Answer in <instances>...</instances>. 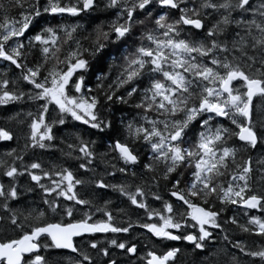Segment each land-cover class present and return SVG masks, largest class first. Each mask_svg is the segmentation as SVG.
<instances>
[{
  "label": "snow or ice",
  "instance_id": "obj_1",
  "mask_svg": "<svg viewBox=\"0 0 264 264\" xmlns=\"http://www.w3.org/2000/svg\"><path fill=\"white\" fill-rule=\"evenodd\" d=\"M8 3V8L0 4V60L14 66L18 75L9 79L7 68L0 73V107L27 101L36 105V112L8 117L25 126L22 135L0 126V141L15 140L18 145L23 141L19 150L11 147L0 156V177L7 178L0 181V264H50L42 255L50 249L76 253L80 259L74 264H95L88 250L107 258L104 264H118L110 249L137 254L135 243L115 238L129 233L133 222L117 223L109 207L112 201L99 206L80 196L78 186L83 187L85 180L70 167L54 161L48 167L39 160L25 163L29 149L53 147L54 128L66 125L69 118L122 139H113L109 151L97 153L94 140L75 134L67 151L61 149L62 155L78 161L79 170L93 173L89 183L94 189H111L143 210L149 222L137 226L152 237L185 241L194 250L207 251L193 264H220L218 253L208 251L213 240L209 229L226 231L231 224L264 238V218L249 215V210L264 212V156L253 160L249 155L264 151V0ZM109 11L114 18L97 24L87 35L80 23L63 22L65 17ZM44 17L60 21L41 25ZM110 45L120 55H112L108 71L101 67L94 85L88 86L92 62L104 60ZM115 105L138 112L131 120L121 116L116 127L115 117L105 114H112ZM233 139L240 143L230 144ZM109 152L115 154L112 159ZM98 157L104 164L102 174L93 167ZM182 169L190 172L184 187ZM117 173L123 177L120 183L104 179ZM24 176L34 186L28 192L41 190L47 210L20 204L18 181ZM161 180L171 184L168 194L180 207L163 200L158 191ZM149 198L161 202V208H151ZM227 206H237L247 218L245 223H238L235 216L221 221ZM114 207L117 215H127L125 208ZM48 211L68 219L52 222ZM95 213L102 218L93 219ZM109 233L114 237L107 241H87L88 250L74 243L76 237ZM223 241L250 258V264H264V244L247 246L228 235ZM179 251L148 250L139 260L175 264ZM225 264H240V259L232 254Z\"/></svg>",
  "mask_w": 264,
  "mask_h": 264
},
{
  "label": "trees",
  "instance_id": "obj_2",
  "mask_svg": "<svg viewBox=\"0 0 264 264\" xmlns=\"http://www.w3.org/2000/svg\"><path fill=\"white\" fill-rule=\"evenodd\" d=\"M46 0H41V3H45ZM0 4H3L5 8L9 7L8 0H0ZM15 15V10L11 13ZM3 15V12H0V16ZM114 16L112 12H93L90 15L84 14L80 18H72V17H65L63 22L64 23H80L83 27V34L87 35L97 24L101 22H107L113 19ZM51 22L55 24L60 21L59 17L51 18V17H44L40 20V24L43 25L45 22ZM38 30V29H37ZM31 33H29L30 35ZM106 51V57L102 60L99 64L96 61H93V67L89 70L86 75V84L88 86H93L95 83L96 73L102 67L105 72L108 71V64L113 63L111 56L116 55L119 56L120 53L115 51L114 46H109ZM7 68L8 77L9 79H15L18 75V70L14 68V66H8V63L5 61L0 60V73H3ZM28 86H25V90H27ZM28 111H32L34 114L36 112V105L31 102H21L15 105H11L8 107H0V126L7 128L8 130L12 131L14 134L22 135L23 131L25 130V126L18 125L15 121H11L8 119L9 116L15 115L16 112H21L22 114H26ZM138 110L134 108H129L125 105H115L112 114H108V118L112 119L113 116L115 117V124L116 127H120V118L121 116L126 117L128 120H131L136 114ZM225 126H229V122L227 120L221 121ZM234 128V126H232ZM54 133L56 139L53 141V147L48 150H41V149H29L28 152L25 154L24 160L25 163L39 160L45 167L49 166L50 162H55L56 164L64 167H70L77 178L85 180V185L83 187L78 186V193L80 196L86 199H92L96 205L103 206L105 200L112 201V205L109 207L112 208L114 215H116V222L122 223L127 221L133 222V227L129 230V233H120L115 234V238H118L121 241L135 243L137 245V254L135 256L125 255L121 250L118 249H110V255L117 259L118 264H141L139 257L145 255L148 250L157 251L160 253L161 251L167 250L168 247H176L180 249L176 258L175 264H193V261H200L207 255V251H200L194 250L193 246L185 241H164L161 242L157 240L155 237H152L150 233L146 231V229L140 228L137 226L139 222H149L147 221L146 215L143 213V210L135 209L133 206L127 203L125 198L120 197L118 192H114L111 189L107 190H100L94 189V186L89 183L90 178L93 176L91 172H84L83 170L78 169V161L75 159H68L64 155H62L61 149L67 151L66 144L69 142H74L73 137L75 134H82L84 139L86 140H94L95 143V151L97 153H104L109 151L108 145L112 143V140L117 137L115 133L110 131H106L104 133H98L95 130L88 129L86 126L80 124L79 122L67 121L66 125H58L54 128ZM61 140L64 143H61ZM23 141L20 142V145L17 142H3L0 141V156L8 151L11 147H16L19 150V147L22 145ZM239 141L233 139L230 141V144H239ZM141 161H145V156L143 155L144 150L140 149ZM114 153L109 152V159L114 157ZM253 157V160L264 156V151L257 149L249 153ZM11 162V161H9ZM117 163V166H121L120 162L114 161ZM93 167L96 168L97 174H102L104 164L100 162L99 157L95 161ZM255 167V165H254ZM139 171L137 167L135 169ZM181 171L184 172V176L182 178L181 186L184 187V181L190 179V172L182 169ZM104 179L108 183H120L123 180V177L117 173L115 177L104 176ZM222 181L225 178H221ZM0 181L6 182L7 178L0 177ZM18 184L21 190V197H20V204L22 206H28L33 208H38L40 210H47L48 206L43 204V194L39 188H34L32 192H28L27 188L32 186L31 181L26 177H20ZM171 189V184L161 180L159 184V194L162 196L163 200L172 203L175 207H180V202L175 201V198L169 196V191ZM155 190V189H154ZM49 199H51L49 197ZM62 201V198H61ZM151 208L160 209L161 202L153 201L151 198L147 201ZM64 204H70V202L62 201ZM197 203H199L197 201ZM119 206L125 208L127 210L126 216H120L116 214L115 207ZM76 208H80V206H75ZM186 207V206H185ZM217 207L219 205L217 204ZM87 210V209H85ZM181 211L184 210L183 207L180 209ZM94 211V209H93ZM249 215H256L261 218H264V212L259 210H249ZM80 212L78 211L76 214V218H79ZM235 216L238 223H245L246 217L243 215L242 211L237 206H227L225 212L221 214V221L224 218ZM102 216L100 213H95L93 219H101ZM47 219L55 222L57 220H67L68 217L64 216L61 217L60 215L54 214L51 211H48ZM157 218H154V221ZM226 231H221L220 229H209L213 233V240L208 245V251H215L218 253L220 264H225V261L228 260V257L232 254H235L240 259V264H250V258L243 256L237 249L231 247L228 242L223 241V236L228 235L230 240H237L242 242L244 245L251 246L254 242L256 244H264V238L258 237L255 235H251L249 233L242 232L236 225H226ZM191 230V229H189ZM9 235H14L13 233L9 232ZM114 234H95L94 236H84L76 239L75 244L78 245L82 250H88L84 248V245L87 241L90 240H97V241H107L110 238H113ZM226 249V252H225ZM89 254L92 256L93 261L95 264H104V261L107 258L99 256L94 250H88ZM50 262V264H74L76 260H79L80 257L76 253H71L65 250L60 249H50L47 252H42ZM86 264V262H85Z\"/></svg>",
  "mask_w": 264,
  "mask_h": 264
},
{
  "label": "water",
  "instance_id": "obj_3",
  "mask_svg": "<svg viewBox=\"0 0 264 264\" xmlns=\"http://www.w3.org/2000/svg\"><path fill=\"white\" fill-rule=\"evenodd\" d=\"M78 238H80V237L74 238V243H75L76 239H78ZM60 250H65V251L71 252L70 250H67V249H60ZM71 253H73V252H71Z\"/></svg>",
  "mask_w": 264,
  "mask_h": 264
}]
</instances>
